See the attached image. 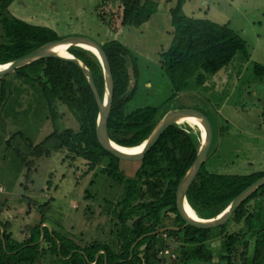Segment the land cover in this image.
<instances>
[{
	"label": "trees",
	"instance_id": "obj_1",
	"mask_svg": "<svg viewBox=\"0 0 264 264\" xmlns=\"http://www.w3.org/2000/svg\"><path fill=\"white\" fill-rule=\"evenodd\" d=\"M185 1L176 0L169 8L172 38L168 48L158 53L173 96L186 91L191 79L198 86H203L207 76L215 75L228 66L237 53L241 52L245 59L249 57L245 42L227 24L183 15ZM13 2L0 0V65L58 40L52 29L11 16L8 9ZM105 5L107 11L102 13L104 7L98 5L96 15L112 33L123 27H141L156 6L152 5V0H118L117 13L109 15L110 7ZM101 47L108 58L114 83L108 136L119 146H139L157 125L158 109L140 108L126 113V106L135 92L130 86V73L132 77L137 74L135 59L117 40H108ZM66 51L85 64L102 98L104 82L97 58L77 47ZM28 67L35 70L34 75L54 130L36 146L21 134L17 135L26 142L29 155L42 157L52 151L64 150L72 158L83 160L87 171H93L103 159H108L102 173L125 187L124 199L116 211L120 223L119 240L116 248L96 242L79 246L65 236L56 235L55 230L49 231L37 224L30 228L27 240L16 242L11 239L7 224L0 221L3 230V234L0 230V264H45L46 254L51 264H162L165 259L159 256V251L168 247L165 238L178 244L175 253L179 264H213L215 261L218 264H264V201H256L253 207H249L257 198L264 199V186L252 194L222 226L209 230L190 226L182 228L184 222L175 208V193L196 158L199 136L189 127L170 126L140 161L134 178L124 179L119 172L120 160L105 152L97 141L98 107L79 67L58 58H48L17 69L15 73H23ZM254 71L264 75L261 65L255 64ZM2 95L3 91L0 103ZM58 105L64 111L58 112ZM64 117L72 119L77 129L58 130L56 124L62 123ZM5 146L13 148L10 139ZM14 153L23 160L16 148ZM262 176L264 172L247 175L209 173L202 165L187 190L186 200L199 217L210 219ZM170 215L173 216L172 227L179 230L153 234L161 229L163 219L172 218ZM231 221L245 230L229 232ZM40 222L43 224L44 220ZM214 241H219L216 255H213L211 245Z\"/></svg>",
	"mask_w": 264,
	"mask_h": 264
},
{
	"label": "rangeland",
	"instance_id": "obj_2",
	"mask_svg": "<svg viewBox=\"0 0 264 264\" xmlns=\"http://www.w3.org/2000/svg\"><path fill=\"white\" fill-rule=\"evenodd\" d=\"M167 1L152 0V5L156 6L146 23L138 28L123 27L115 33L101 23L96 8L102 5V13H105V4H108L109 15L117 13L118 0H14L8 12L30 24L52 29L58 39L77 36L99 44L117 40L136 62L137 74L132 84L135 92L126 106V113L157 108L159 122L169 110L197 111L211 128L210 149L204 163L207 172L226 175L264 172V75L254 71L255 64L264 67V0L185 1L183 15L227 24L245 42L249 57L245 59L241 52L237 53L228 66L207 76L203 86L191 79L189 88L175 96L158 57L162 49L168 48L172 38L169 8L176 0H170L169 4ZM52 2L56 5L48 7ZM60 54L67 55L66 49L60 50ZM34 72L28 67L23 73L14 71L0 78V96L3 91L0 103V216L9 220L7 230L16 242L27 240L30 228L40 224L79 246L96 242L116 248L120 230L116 211L124 199L125 187L102 173L108 159H103L93 171H87L83 160L72 158L64 150L52 151L48 156H31L21 138L36 146L54 130ZM57 111L62 112L64 108L58 105ZM64 118L62 123L56 124L58 130L77 129L72 119ZM176 126L192 129L185 119L178 120ZM8 139L23 160L13 148L5 146ZM118 166L120 176L131 180L140 161L120 160ZM260 198L249 207L256 201H264ZM169 217L172 218L162 220L161 229L173 226V216ZM239 229L245 230L229 222V232ZM165 243L168 247L159 251V256L165 259L162 264H179L175 253L178 244L168 238ZM211 245L213 255L218 254L219 241ZM44 263L51 264L48 254Z\"/></svg>",
	"mask_w": 264,
	"mask_h": 264
},
{
	"label": "water",
	"instance_id": "obj_3",
	"mask_svg": "<svg viewBox=\"0 0 264 264\" xmlns=\"http://www.w3.org/2000/svg\"><path fill=\"white\" fill-rule=\"evenodd\" d=\"M65 47V49H69L72 47L80 48V46H88L93 50V55L97 58L103 75V82H104V93L103 97L100 98L91 74L88 68L85 66L83 62L78 60L77 58L73 57L69 53H67V57L59 56L54 51H51L53 47ZM48 58H58L62 61L74 63L79 67V69L84 74L86 81L90 87V90L94 96L95 102L98 107V115L96 121V138L101 146V148L107 152L108 154L112 155L113 157L124 160V161H141L145 154L156 144L160 136L164 133V131L169 128L170 126L174 125L173 120L177 117H187L195 119L199 122L201 127V137L199 138V146L198 151L196 154V158L188 169L175 193V208L181 218L183 219L184 225L182 228L187 226L194 227L201 230H209L214 229L217 227L222 226L225 224L234 212L252 195L254 194L259 188L264 186V176L256 180L252 183L249 187L243 190L239 195H237L229 205L221 211L218 215L210 219H202V220H194L187 215L185 211V205H188L186 200V193L195 178L197 177L202 165H204L210 149L211 143V128L206 118L203 117L200 113L194 110H187V109H175L169 110L165 113L160 121L157 123L151 134L148 136L146 140H144L140 145L142 149L138 153H124L117 151L114 149L111 144L113 141L110 140L107 132V124L109 113L111 110L113 95H114V83H113V76L110 69L108 58L103 51L101 44L97 43L94 40L85 37H67L63 39H58L49 43H46L39 48L35 49L34 51L15 59L7 64L0 65L3 69H0V78L6 76L10 73H13L15 70L29 66L39 60L48 59ZM133 84V77L130 73V86L132 87ZM190 207V206H189ZM1 229V233L3 234V230ZM167 230H179V228H164L156 231L153 234H158L161 232H165ZM1 234V237H2ZM43 235L41 236V239ZM3 247L5 248V244L3 243Z\"/></svg>",
	"mask_w": 264,
	"mask_h": 264
},
{
	"label": "bare ground",
	"instance_id": "obj_4",
	"mask_svg": "<svg viewBox=\"0 0 264 264\" xmlns=\"http://www.w3.org/2000/svg\"><path fill=\"white\" fill-rule=\"evenodd\" d=\"M65 47H53L51 49V51H54V53H56L59 56H63V57H67V55H63L60 54V50L64 49ZM81 49H83L84 51L91 53L93 55V50L88 47V46H80ZM4 67V66H3ZM3 67H0V69H3ZM189 96V95H188ZM187 97V96H186ZM194 97V96H193ZM180 119H185L187 121L190 122L191 126H192V130L198 134L199 138L201 137L202 131H201V127L200 124L197 120L192 119V118H187V117H177L173 120L174 125H176L177 121ZM111 146L116 149L117 151L120 152H124V153H138L141 149L142 146H136V147H121L116 143H112ZM185 211L187 213V215H189L190 218L194 219V220H202L201 217H199V215L188 205H185Z\"/></svg>",
	"mask_w": 264,
	"mask_h": 264
},
{
	"label": "crops",
	"instance_id": "obj_5",
	"mask_svg": "<svg viewBox=\"0 0 264 264\" xmlns=\"http://www.w3.org/2000/svg\"><path fill=\"white\" fill-rule=\"evenodd\" d=\"M53 5H56L55 2H52L51 4L48 5V7H53ZM26 8L29 9L30 6L26 5ZM29 23V22H28ZM0 221L3 222V223H6L7 221H9L8 219L4 218V217H1L0 216ZM1 230V229H0Z\"/></svg>",
	"mask_w": 264,
	"mask_h": 264
}]
</instances>
